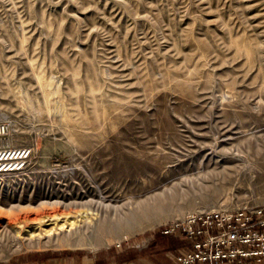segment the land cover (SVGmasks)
I'll list each match as a JSON object with an SVG mask.
<instances>
[{"label":"rangeland","instance_id":"rangeland-1","mask_svg":"<svg viewBox=\"0 0 264 264\" xmlns=\"http://www.w3.org/2000/svg\"><path fill=\"white\" fill-rule=\"evenodd\" d=\"M0 122V262L179 264L162 229L264 211V0H0Z\"/></svg>","mask_w":264,"mask_h":264},{"label":"built area","instance_id":"built-area-1","mask_svg":"<svg viewBox=\"0 0 264 264\" xmlns=\"http://www.w3.org/2000/svg\"><path fill=\"white\" fill-rule=\"evenodd\" d=\"M11 132L9 124L0 122V172L20 169L29 151L5 146ZM179 227V228H178ZM190 237L194 248L177 256L179 264H248L264 262V211L237 210L207 215L189 230L180 226L164 229Z\"/></svg>","mask_w":264,"mask_h":264},{"label":"crops","instance_id":"crops-1","mask_svg":"<svg viewBox=\"0 0 264 264\" xmlns=\"http://www.w3.org/2000/svg\"><path fill=\"white\" fill-rule=\"evenodd\" d=\"M100 259L80 252H30L0 264H99ZM225 264V263H219ZM264 264V263H263Z\"/></svg>","mask_w":264,"mask_h":264},{"label":"bare ground","instance_id":"bare-ground-1","mask_svg":"<svg viewBox=\"0 0 264 264\" xmlns=\"http://www.w3.org/2000/svg\"><path fill=\"white\" fill-rule=\"evenodd\" d=\"M102 200V199H101ZM103 201V200H102ZM92 202H94V201H92ZM91 202V203H92ZM101 204H103L104 205V203H101ZM101 206V205H100ZM105 206H106V204H105ZM108 206V205H107ZM107 206H106V208H107ZM109 207V206H108ZM108 209V208H107ZM116 210V209H115ZM82 213H85V212H82ZM105 213H107V212H105ZM109 213V212H108ZM61 214H64V212L63 211H61V209L60 208H55V209H52V210H50V211H44V212H40L39 214H35V215H30V214H28V215H26L25 217L26 218H31V219H34V220H39L40 218H42V217H55V216H58V215H61ZM68 214V213H67ZM119 214V213H118ZM104 215V214H103ZM145 215V214H144ZM109 216V215H108ZM113 216V215H112ZM104 217V216H103ZM111 217V216H110ZM121 217V216H120ZM26 218H24V219H26ZM106 218V217H105ZM117 218V217H116ZM103 219V218H102ZM114 219V218H113ZM120 219V218H119ZM117 220V219H116ZM128 220V219H127ZM126 220V221H127ZM108 221V220H107ZM106 221V222H107ZM115 222V221H114ZM122 222V221H121ZM106 227V224H105V220H104V222H102V224H101V226H100V228L99 229H104ZM96 229V228H95ZM106 234H107V232H106Z\"/></svg>","mask_w":264,"mask_h":264},{"label":"trees","instance_id":"trees-1","mask_svg":"<svg viewBox=\"0 0 264 264\" xmlns=\"http://www.w3.org/2000/svg\"><path fill=\"white\" fill-rule=\"evenodd\" d=\"M161 235H163V236H165V237H169V238H171V237H174L175 236V233L173 234H171V233H164V229H162L160 232H159Z\"/></svg>","mask_w":264,"mask_h":264}]
</instances>
